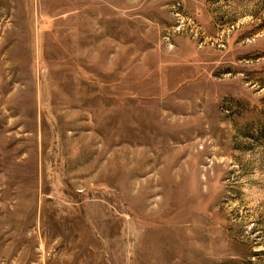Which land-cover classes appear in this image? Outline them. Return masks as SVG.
Masks as SVG:
<instances>
[{"label":"rangeland","instance_id":"rangeland-1","mask_svg":"<svg viewBox=\"0 0 264 264\" xmlns=\"http://www.w3.org/2000/svg\"><path fill=\"white\" fill-rule=\"evenodd\" d=\"M0 264H264V0H0Z\"/></svg>","mask_w":264,"mask_h":264},{"label":"crops","instance_id":"crops-1","mask_svg":"<svg viewBox=\"0 0 264 264\" xmlns=\"http://www.w3.org/2000/svg\"><path fill=\"white\" fill-rule=\"evenodd\" d=\"M82 5H83V4H82ZM131 7H132V6H131ZM131 7H130V8H126V9H128V10L131 12V11H133V10L131 9ZM115 8H117V6L114 7V9H115ZM80 13H81V12H80ZM83 13H84V15H85V17H86V16H87V12H86V10H84ZM164 13H165V12L162 10V22H163V24H164V18H165V19H168L167 17L164 16ZM89 14H90V12H89ZM129 14H130V13H129ZM94 19H95V20H94V25H95L96 27L99 26V25H100L101 27L103 26V24H101V21H98L96 18H94ZM127 21H128V18H127ZM92 22H93V21H92ZM113 22L116 23V24L118 23V21H113ZM117 25H118V24H117ZM81 29H86V30H87V27L83 26V27H81Z\"/></svg>","mask_w":264,"mask_h":264}]
</instances>
